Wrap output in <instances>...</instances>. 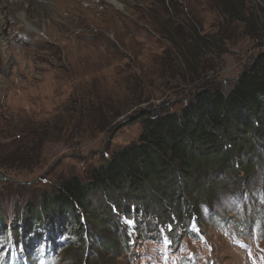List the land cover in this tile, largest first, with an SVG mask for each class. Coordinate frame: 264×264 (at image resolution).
Segmentation results:
<instances>
[{
	"label": "rangeland",
	"instance_id": "374dc122",
	"mask_svg": "<svg viewBox=\"0 0 264 264\" xmlns=\"http://www.w3.org/2000/svg\"><path fill=\"white\" fill-rule=\"evenodd\" d=\"M9 1L2 0L1 13L14 26L6 39L15 47H0V150L23 138L31 123L66 119L72 110L75 124L82 101L89 109L111 108L114 121L111 130L77 125L72 132L83 136L80 143L47 142L45 162L34 171L0 168V262L103 264L106 256L91 237L102 229L83 222L84 238L65 224L64 230L25 231L27 208L56 193L62 179H85L113 152L136 142L141 123L128 120L141 111L179 112L203 90L230 91L264 52V0L245 4L247 14L258 12L257 29L225 20L217 0H56L59 20L48 7L51 14L37 21L38 30L26 32L35 44ZM257 151L253 172L229 176L219 201L189 219L187 232L113 210L120 219L110 229L124 230L128 239L113 264H264V140ZM92 202L101 208L98 196ZM14 228L20 232L16 242Z\"/></svg>",
	"mask_w": 264,
	"mask_h": 264
},
{
	"label": "trees",
	"instance_id": "16d2710c",
	"mask_svg": "<svg viewBox=\"0 0 264 264\" xmlns=\"http://www.w3.org/2000/svg\"><path fill=\"white\" fill-rule=\"evenodd\" d=\"M217 3L225 20L257 29L258 12L247 14L246 0ZM261 26L264 29V19ZM207 41L199 44L206 46ZM189 54L193 56V51ZM78 105L73 125L71 110L67 120L61 117L42 125L31 123L25 133L21 131L23 138L0 150V168L14 172L40 168L45 162L47 142L70 146L83 138L73 134L79 129L77 125L93 126L91 131L105 125L111 130V108L89 109L83 101ZM132 122L142 126L137 141L113 152L105 163L91 169L87 178L73 174L62 179L56 193L43 195L39 206L27 208L20 219L25 222V231L37 230V226L40 231L64 230L65 224L79 230L84 238L88 227L83 228V222L87 221L93 228L102 229L99 236L92 233L91 237L106 256V260L102 256L103 264H113L122 244L128 247L127 233L122 230L115 234L110 229L114 219H120L113 210L134 220L139 216L155 217L173 226V230L182 225L187 232L189 219L200 217L202 209L219 201L229 176L250 175L258 164L257 150L264 140V52L227 93L203 90L179 112L147 110ZM95 196L99 197L101 210L92 202ZM2 226L0 219V230ZM14 230L16 236L11 241L16 242L20 232ZM102 236L105 238L101 242Z\"/></svg>",
	"mask_w": 264,
	"mask_h": 264
},
{
	"label": "bare ground",
	"instance_id": "6f19581e",
	"mask_svg": "<svg viewBox=\"0 0 264 264\" xmlns=\"http://www.w3.org/2000/svg\"><path fill=\"white\" fill-rule=\"evenodd\" d=\"M43 1H46V4H44ZM55 1L56 0H12L11 2L9 1L10 4L8 3L9 6H7V7L15 13L16 18L17 17L21 18L22 21H24V23H25L24 27H23L25 30L24 34L28 35V34H26V32L35 33L38 30L37 29V26H38L37 21H43V18L49 17V15L51 13L49 12L48 7L52 6V9L55 10L53 13L54 16L52 15V17L54 19L59 20V16L56 13L57 11H56V7L54 4ZM110 1L114 2V4L116 3L115 0H110ZM47 2H49V3H47ZM2 3H3L2 0H0V47H5V45H8V47L13 48L15 46L13 44H10L9 40L6 39V33H7L8 29L13 28L14 26L8 27V23H7L8 20H5L4 16H3L4 13L3 14L1 13V9H5V7H6V5H4ZM117 5H118V3H117ZM14 8L16 9V11L14 10ZM52 11L53 10H51V12ZM7 18L9 19V17H7ZM27 37L29 39L28 40L29 43L35 44V41L33 39H31L29 35Z\"/></svg>",
	"mask_w": 264,
	"mask_h": 264
},
{
	"label": "water",
	"instance_id": "95a60500",
	"mask_svg": "<svg viewBox=\"0 0 264 264\" xmlns=\"http://www.w3.org/2000/svg\"><path fill=\"white\" fill-rule=\"evenodd\" d=\"M239 80V79H238ZM144 111H141L139 114L135 115L134 117H132L131 119H129V122H132L135 118H137L139 115L143 114ZM124 124V123H123Z\"/></svg>",
	"mask_w": 264,
	"mask_h": 264
}]
</instances>
